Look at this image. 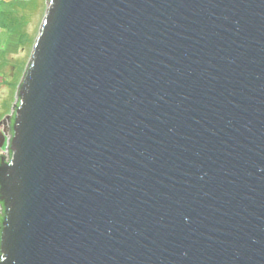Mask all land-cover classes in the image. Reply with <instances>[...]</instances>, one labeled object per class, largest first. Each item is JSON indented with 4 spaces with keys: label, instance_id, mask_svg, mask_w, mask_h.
Listing matches in <instances>:
<instances>
[{
    "label": "water",
    "instance_id": "obj_1",
    "mask_svg": "<svg viewBox=\"0 0 264 264\" xmlns=\"http://www.w3.org/2000/svg\"><path fill=\"white\" fill-rule=\"evenodd\" d=\"M44 1L0 264H264V0Z\"/></svg>",
    "mask_w": 264,
    "mask_h": 264
},
{
    "label": "rangeland",
    "instance_id": "obj_2",
    "mask_svg": "<svg viewBox=\"0 0 264 264\" xmlns=\"http://www.w3.org/2000/svg\"><path fill=\"white\" fill-rule=\"evenodd\" d=\"M44 13V0H0V121L10 114Z\"/></svg>",
    "mask_w": 264,
    "mask_h": 264
}]
</instances>
